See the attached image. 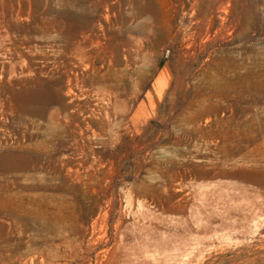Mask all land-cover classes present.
<instances>
[{"label": "rangeland", "instance_id": "1", "mask_svg": "<svg viewBox=\"0 0 264 264\" xmlns=\"http://www.w3.org/2000/svg\"><path fill=\"white\" fill-rule=\"evenodd\" d=\"M105 246L264 264V0H0V264Z\"/></svg>", "mask_w": 264, "mask_h": 264}, {"label": "bare ground", "instance_id": "2", "mask_svg": "<svg viewBox=\"0 0 264 264\" xmlns=\"http://www.w3.org/2000/svg\"><path fill=\"white\" fill-rule=\"evenodd\" d=\"M136 203V200L130 198L128 199V205L130 207L133 206V204ZM151 203V204H150ZM149 204H147V202L145 200H140V202H138V210H132L131 211V222L127 225V229L130 230L132 236L139 240L141 243H142V240L143 241H147V240H144V239H147L148 237V240L149 242H154L155 241V238H156V235H157V229H159L160 226H162V228H167V226L169 227H172L170 226L171 223L173 222H168L167 218H164V217H161L159 216L156 212V208H155V205L153 204L152 205V202H150ZM184 207V206H183ZM132 209V208H131ZM184 209V208H183ZM176 210V209H175ZM175 210H173L174 212H176ZM179 210V209H178ZM183 211V210H181ZM182 214V213H181ZM179 214L178 218L179 220H181V217ZM177 215V214H176ZM186 216V215H185ZM184 217V216H183ZM171 218H174L173 220H176L177 217H171ZM187 218V217H186ZM185 219V218H183ZM184 222V221H183ZM187 223V219H186V222ZM183 223V224H185ZM182 223L180 224L183 225ZM174 225V224H173ZM186 225V224H185ZM178 226V224H177ZM184 226V225H183ZM186 227V226H185ZM188 227V226H187ZM177 228V227H176ZM169 229V228H168ZM171 229V228H170ZM181 230V228L179 229ZM163 231V230H162ZM172 231V230H171ZM164 233V232H163ZM180 234V233H179ZM163 235V234H162ZM185 235V234H184ZM170 236V235H169ZM166 237V236H165ZM167 238V237H166ZM134 240V239H133ZM102 241V240H101ZM100 242V240L98 238H95L93 239V244L97 245L98 243ZM186 242V241H185ZM137 243V242H136ZM116 246V245H115ZM147 245H139V248L141 247V249H145ZM115 248L114 249L112 248V251H111V259L115 258ZM138 248V249H139ZM110 250V248H108L107 246L103 247V248H100L96 255H95V261L99 264L101 263V260L104 256H106L107 252ZM133 251V249H132ZM141 253V252H140ZM47 256L49 257H52L53 254H49V253H46ZM137 255V254H136ZM135 256V254H134ZM38 264H42V258L39 256L38 257ZM141 258V257H140ZM128 259V258H127ZM31 261L32 259H30V261L28 262L29 264H31ZM129 262V261H128ZM131 262V261H130ZM142 263V261H141ZM144 263V262H143ZM127 264V263H126Z\"/></svg>", "mask_w": 264, "mask_h": 264}]
</instances>
